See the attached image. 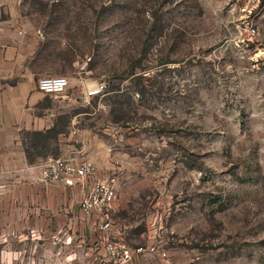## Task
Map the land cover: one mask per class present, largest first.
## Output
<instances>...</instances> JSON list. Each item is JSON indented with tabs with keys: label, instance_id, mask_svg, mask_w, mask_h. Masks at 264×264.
Returning a JSON list of instances; mask_svg holds the SVG:
<instances>
[{
	"label": "rangeland",
	"instance_id": "obj_1",
	"mask_svg": "<svg viewBox=\"0 0 264 264\" xmlns=\"http://www.w3.org/2000/svg\"><path fill=\"white\" fill-rule=\"evenodd\" d=\"M27 1L45 75L106 85L118 235L164 253L135 264H264V0Z\"/></svg>",
	"mask_w": 264,
	"mask_h": 264
},
{
	"label": "crops",
	"instance_id": "obj_2",
	"mask_svg": "<svg viewBox=\"0 0 264 264\" xmlns=\"http://www.w3.org/2000/svg\"><path fill=\"white\" fill-rule=\"evenodd\" d=\"M28 5L34 2L0 0V264H86L93 250L104 256L105 239L120 237L117 200L112 230H94L79 208L85 188L45 184L37 165L50 156L87 160L109 178L112 144L98 125L103 106L87 108L73 62L64 94L37 89L45 73L60 68ZM113 130L111 120L103 132ZM47 132L55 135L51 143L49 135L35 140Z\"/></svg>",
	"mask_w": 264,
	"mask_h": 264
},
{
	"label": "built area",
	"instance_id": "obj_3",
	"mask_svg": "<svg viewBox=\"0 0 264 264\" xmlns=\"http://www.w3.org/2000/svg\"><path fill=\"white\" fill-rule=\"evenodd\" d=\"M250 34L256 29L248 27ZM69 87V80L63 75L44 76L38 80L37 89L46 94L61 95ZM82 98L90 100L101 97L106 91L102 80L82 77L80 80ZM39 179L50 185L63 184L73 186L80 184L85 193L80 201V211L97 231H110L113 228V215L116 208L117 192L112 178H100L97 167L90 161H75L74 158L50 156L37 165ZM90 180L89 184L87 181ZM93 215L97 218L93 219ZM104 256L93 250L88 254L86 264H135L141 255L162 254L153 244L147 247H132L122 237L105 239L103 242Z\"/></svg>",
	"mask_w": 264,
	"mask_h": 264
},
{
	"label": "trees",
	"instance_id": "obj_4",
	"mask_svg": "<svg viewBox=\"0 0 264 264\" xmlns=\"http://www.w3.org/2000/svg\"><path fill=\"white\" fill-rule=\"evenodd\" d=\"M50 135V132H47V134L45 133H38L36 136H35V140L37 142H43L46 140V137Z\"/></svg>",
	"mask_w": 264,
	"mask_h": 264
}]
</instances>
